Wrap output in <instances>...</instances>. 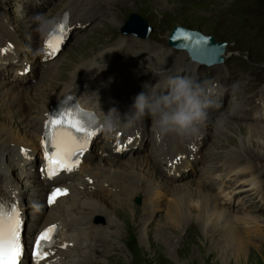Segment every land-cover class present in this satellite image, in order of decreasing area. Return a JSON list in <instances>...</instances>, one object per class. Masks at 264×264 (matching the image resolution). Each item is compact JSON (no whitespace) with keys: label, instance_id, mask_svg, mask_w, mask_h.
I'll return each mask as SVG.
<instances>
[{"label":"rangeland","instance_id":"1","mask_svg":"<svg viewBox=\"0 0 264 264\" xmlns=\"http://www.w3.org/2000/svg\"><path fill=\"white\" fill-rule=\"evenodd\" d=\"M30 1H33V6ZM68 1L69 0H51L50 4L46 6V5H42V0H20V1L2 0V4H4L6 7L1 6L0 8H3V13L5 14L7 13L5 9H7L9 14L6 17L5 14L1 13L0 19L3 18V20L7 21L8 23L14 26V28L20 33L19 39L22 42L23 49L26 50L27 54H29V52L31 54H34L38 43L34 45V43L31 42V39L28 34L30 29V23L28 22V20L25 19L26 16L30 15L31 13H35L36 15L43 14L46 18L48 17L50 20H52L53 17H56L63 11ZM81 1H82L81 3L82 6H84L83 0ZM100 1L102 5H107L108 7L111 8L110 14L107 16L108 19L107 17H105L97 21L96 23L88 26L87 28L80 29L78 32L74 34V36L71 35L72 37L70 36L71 37L70 40L66 43L63 50L59 53L56 61L53 60L50 63H54L60 66H63L65 64H67V66L71 65V63L73 62L72 60L79 59V54L82 56V53H80L81 51L80 48L86 49L84 53L85 55L93 56L95 53L99 51L100 48L103 47L104 44L107 45L110 40H111V45L113 47H123V46L114 45V40L116 39V37H112L111 39H109V37L110 35L116 33L117 31L120 32V30H122L127 26L129 20H131L133 16H136L138 19H140L139 21L141 22L142 25L145 22L147 26H150L154 30L156 29L159 31L158 34L164 38V42H165V47L163 43L161 44L159 49H161L160 51H169L170 55H171V50L174 49L169 46L171 37L173 34L176 33L177 28H183L192 32H197L206 37H214L216 42L226 44L225 48H227L228 52L231 49L235 50L238 46L239 48H237V50L241 53L242 59L248 62L252 66L253 64H257V68H260L264 64V4H263L264 0H100ZM116 5H118V7ZM113 11H115L116 13H113ZM82 15L85 16L84 14ZM164 15H173L174 17L171 16L172 17L171 20L164 21L163 19ZM227 17H232V21L229 22L227 25L221 27L222 23H220V19ZM112 19H114L116 22L112 21ZM3 20L1 19V21ZM247 35L250 36L251 50L250 49L247 50L248 44L243 39V37ZM236 41L238 43H236ZM124 42L125 41L122 39L121 43ZM124 47L127 49L120 51L122 55H120L119 58L121 59L124 56L133 57L136 49L133 43L125 45ZM146 47L147 46L145 45H140L141 49L138 52L145 53L146 49L151 48L148 49L149 53L152 54L156 53V52H151V50H153L154 48L153 46H150L148 48ZM30 48H32V50ZM227 51L225 54V59L227 57V53H228ZM135 56H139V55H135ZM168 57L169 56L167 55V58ZM30 59L31 58L29 57L28 62H30ZM115 59L116 58H114V60ZM231 65L232 64H229L228 67L230 68ZM103 66H99V67H103ZM40 69L41 68L33 69L32 74L34 79H32L31 81L29 79L27 82H25L26 84L24 85V88L29 89V87H31L33 84H34L33 88L40 86V82H41L40 79L42 77L40 73ZM115 69L118 72L119 78H123L124 76L127 77L131 76L129 74L130 69L125 70V68L121 66V63L118 62L115 63ZM138 69L139 70L137 73H140L146 69H149V71H154V70L159 71L157 68H154L153 66L150 67L146 65L139 66ZM70 72H71V67H69L68 69L65 68L64 71L59 75H57L56 77H54L53 75V78L68 79L69 78L68 75ZM215 72L222 74L219 76L222 84L224 81H227L231 76L235 74V71L233 69H230L228 75L223 76L224 74L227 73L226 67H221L215 70L213 73ZM260 73L264 74V70H262ZM42 75H44V73H42ZM204 78L205 77H202V79ZM6 81L7 80L5 81L0 80V82H6ZM50 86L51 83L48 84V87ZM41 92L42 91H39L38 93L40 94ZM42 93L40 95H42ZM257 95L258 93L253 94L250 96V98L251 97L256 98ZM234 99H235L234 95H229L228 97L222 98L218 100L221 107L219 109H214L210 111V118L212 122H207V125H210L211 128L209 129L214 130L216 134L207 138L206 144L203 145L201 152H203L204 154L209 150L210 148L209 146L211 145V143H213L214 140H220L223 138L225 140V143L221 144L220 146L221 148L220 150L222 151V156L225 152L230 151L232 147L233 148L241 147L242 151L243 150L249 151L250 157L264 160V120L259 119V115L257 114H256L257 116H254L255 121L253 120L241 121L230 118L226 110L229 102ZM260 100L261 99H258L259 102ZM228 118L233 120L232 121L234 122L233 124H238V123L245 124L247 125V127L244 130L241 131L239 130L236 131L235 133L227 134L226 136L224 130H222L221 128L218 129V127L216 126V121L227 120ZM33 140H34L33 142L35 143L36 142L35 139ZM228 140H230L229 143L231 145L227 142ZM16 144L19 145L26 144V146L23 149H27L29 148V146H36V145L38 146V144L36 143L33 144L30 142L24 144L22 143V141L20 143L17 142ZM37 146L30 148L32 152L35 151L33 152L34 155L39 150ZM147 147L149 148V146ZM150 150L148 151L142 150V152L140 151V153H134L135 155L121 157V159L115 158L111 160L119 162L122 165L126 164L123 165V167L126 166L127 169V167L129 166L128 169H130V167H132L133 165H131V163L129 164V162H133L136 156L137 157L146 156L148 152H150ZM20 151L22 155L23 152L22 150ZM213 157L215 158L214 160H217V155L215 153ZM95 161H96L94 162L95 164L98 163V160ZM85 165L87 166L88 163H85ZM201 165L203 164L202 163L195 164V166H198L197 170L202 169ZM222 169L214 174V178L217 182L216 188L215 186H213V189L209 187H205L206 188L205 190L207 192L213 193L217 197L218 202H220L221 204H223L222 202L227 201L230 205L234 206V204H236L237 202H242V199L246 193H243V191H241L240 193V189H237V187L235 186H231L230 183L232 181L234 182L235 180L242 178V176L239 177L238 175H232L230 178L225 179L224 182L223 181L221 182V179L223 180L225 174V171ZM204 171L205 170H202L201 173H205ZM261 171L262 172L264 171V167L261 169ZM158 174L160 179L166 178L161 171H159ZM243 174L245 173L243 172ZM206 176L207 174L206 175L203 174L202 179L204 177L206 178ZM14 177L18 181H20L21 178L19 177L22 176L15 174ZM199 177L200 176L186 175L185 179L170 181V184L168 186L169 189L179 188V186L181 188L174 189V192L172 191L169 194H163L162 192L159 193L158 199H160V203L162 205L161 207L160 206L156 207V209L158 208L159 209L153 212L155 214L154 217H151L152 219L150 218V222H148L147 220L149 217L147 216L146 218V216L144 215L141 205H137L135 203V199L133 200L131 199V197H129L130 199H126L125 200L126 202H121V200L112 201V198L108 199L107 193L105 190L102 189V187H100L101 189L99 188V190L97 191L95 190L88 191V193H86L87 195H83L85 197H88V195L91 197H95V196L104 197L108 201L106 202V206L104 207L102 206L101 209H103L104 211H108V216L106 218L103 216L100 217L104 218V222L105 221L107 222L109 220L107 225L110 224L109 222L110 219L112 218L118 221V226H119L118 236H120V239L118 236H115L116 238H114V235H116L114 230V225L111 226L112 232L111 234H109L111 237L110 236L107 237V233H106L107 241L111 239L116 241L117 238L120 240L119 242H115L112 248L106 250L107 252H109V251H113L115 248H118L116 249L117 252L115 253L117 254V258L113 260L112 259L109 260L108 258H106V260L108 259L107 260L108 263L106 264H163V262H160L158 260V259H164V257L161 254L164 248L161 247V244H158L159 238H161L163 241L166 242L167 246L165 248L168 254L166 255V257L170 258L174 264H264V198H262V196L264 195V190L257 193V198L255 200H259L262 198V201L260 202H253L251 198L244 197L243 203L236 204V209L238 210V212L236 211L235 207L234 208L231 207L232 209L230 207L225 208L228 210V211L225 210L226 212H231L230 213L232 215L231 219L228 222L220 223L219 224L220 226L223 224V228L222 227L219 228L220 227L219 226L217 227V229L220 231H224L227 229L230 230L231 227L233 226L235 228L234 231L240 235L238 237L241 239L238 242L230 243L229 241H227L225 237H222L223 234L218 233L217 230H215L217 226V221L215 219L213 221L211 220L205 221L201 217V220H198L199 219L198 215H200L198 213L200 212V209H198L199 201L197 197H192V198L190 197L192 201L191 203L189 201V203L191 204V212H189L185 207L188 202H186L182 197L189 189L188 186L189 183L187 182L188 181L192 182V180L196 181L198 180ZM259 177L260 176L258 174L252 178L248 177L247 179H252L254 183H257V185H262L263 180L261 178L259 179ZM21 181H23V190L26 194V199L24 201L25 205L28 206L31 203H34V205L41 204L42 210L44 211V204H42L41 201L39 202L37 201L39 198L35 199L36 194L37 197L42 196L43 188L42 187L39 188L38 185L37 189H34L33 187L34 183L31 180V178H27ZM242 182H243L242 190H250L252 192L257 191V190H252V186L249 182L244 183L243 178H242ZM81 192H87V191H81ZM155 195L158 194L156 193ZM249 195L251 196L252 193H250ZM137 196L140 197V194ZM176 197L178 198L177 202L180 205H183V215H184V216L182 215L183 221L182 219L179 220L180 222V225H178V227L180 226L179 229L165 228L160 234L159 230L161 231L166 226V221L168 219V211L174 205ZM128 200L130 203H127ZM131 200H133L134 204L131 202ZM183 201L185 202V204H183ZM114 203L121 206L129 205V204H130L129 206H135L137 208L135 211H133V209L129 207H125L126 209H128L126 213L133 214L136 221L142 219L143 220L145 219L144 221L147 220L145 222V225L142 226V228H137L132 225L130 228H128L127 225L120 220L121 216L119 214L113 213L115 212L113 206ZM223 205H225V203ZM31 210L33 211V208ZM31 210L29 209V211ZM92 210L93 209L91 208L90 211ZM50 211L48 210L45 213L43 212V216H45V218L50 217L52 219L54 218L56 219L62 217L64 214V211H62L61 209H57L55 213L54 211L52 212ZM90 211H87L88 212L87 214H89ZM235 215L236 216L239 215L240 218L236 220ZM31 216L33 217V215ZM32 217L29 218L32 219ZM97 217L99 216L90 215L89 217H86L81 215L80 221H82V223L80 225L81 227L80 229L82 230V232L87 230L86 231L87 234H90V231L92 229L98 230L99 232L100 228H104V227H100V228L96 227L97 224L95 220ZM250 217H253L256 221H258L257 224L255 225L254 223H252V227L243 229V224L241 222H248V220H244V219L245 218L249 219ZM33 218L34 219H32L33 220L32 222L30 219L29 222L31 224L30 226L32 227L37 226L38 228H41V226L43 227V224L45 223L46 219L34 221L36 217ZM27 222H28V217H27ZM127 224L130 225V221H127ZM28 226L25 233V240L28 239L29 237L28 235L30 234L28 230L30 228ZM148 231L150 234H147ZM137 234L139 235L144 234V237L147 236L149 239L152 240V242L154 241L153 245L156 242L155 245L159 247V250L157 249L156 251V249H151L148 246V244H146L145 242L146 246L142 251L141 250L139 251V249L136 247L137 245L136 242L138 241L135 239V237L138 238ZM103 239L106 238L104 237ZM124 242H127V245H125ZM235 245L241 247V251H236ZM245 248H247L248 250L247 254L246 252H243ZM216 253L217 255H215ZM138 259L141 261L139 262ZM98 261L94 260L95 263H97Z\"/></svg>","mask_w":264,"mask_h":264},{"label":"bare ground","instance_id":"2","mask_svg":"<svg viewBox=\"0 0 264 264\" xmlns=\"http://www.w3.org/2000/svg\"><path fill=\"white\" fill-rule=\"evenodd\" d=\"M33 6V1H30ZM116 2V1H115ZM122 2V1H121ZM82 1L81 0H69L63 11L59 14L61 16L64 12L69 13L70 15V22L71 25H75L74 22H81L83 24L89 23L92 21V17L83 16L80 12L82 9ZM117 3V2H116ZM115 4V3H114ZM118 7V5H116ZM115 7V8H117ZM113 13H116L113 11ZM35 13H31L30 15L26 16V20L30 23V29H29V37L31 39V42L36 43L37 47L41 43L42 38L44 37L45 32H40L37 30V24L34 22L33 17L35 16ZM48 18V17H47ZM55 17H53L52 20H54ZM3 20V18H1ZM0 19V50L2 47H5L6 45H13L16 48V51H18V54L20 53L21 56H28L30 57V63L32 65V68H41L42 64L47 66V70L44 72V75L41 74V82L40 86L33 88L34 84L29 87V89L24 88V85L26 83L23 82H0V146L2 151V158L0 161V165L3 162V158L5 157L6 165H8V171L13 172L17 169V164L28 165L29 167L35 168L38 163L37 156L30 160V158H27L24 161H19L21 158V151L26 144L25 143H33L38 144L37 148L40 147V139L43 136V127L44 122L47 119L48 113L51 111V105L54 103L61 102L64 100L68 95H79L82 99L85 95L90 94V91H97L96 95L91 98L85 100L87 103L91 102L92 105L87 106L89 109H99L102 114L104 113V105L107 104L108 99L104 98L103 95H111L113 98V102L116 106L120 107V104L114 99L113 95L118 94L113 89L112 86V77H103V74L105 73V69L109 68V62L111 63V59L117 58V54L120 53L121 50L127 49L124 46L123 47H113L111 45V40L106 45L104 44L102 48L99 49L97 53H95L93 56L85 55V48H80V53H82V56L79 54V59H74L71 62V65L65 64L63 66L58 67L57 64L54 63H44V56L41 54H38L37 48L34 54H27L26 50L23 49L22 42L19 39V32L14 28V26L7 21ZM49 19V18H48ZM108 19V17H107ZM112 21L116 22L114 19ZM99 23V22H98ZM118 25V24H117ZM77 26V25H75ZM74 31H77L75 28ZM73 34V32L70 34V36ZM109 34V33H108ZM6 36V37H5ZM136 48V46H134ZM32 50V48H30ZM151 49V48H148ZM148 49H146L145 53H139L135 52V55L143 56V60L140 61L137 65H147V66H153L154 68H157L159 71L163 70L170 62L171 55L169 51H160L161 49H158V51L154 54L149 53ZM175 49V48H174ZM131 51V50H130ZM148 51V52H147ZM227 48H225V53L222 54L223 58L225 59ZM167 55L169 56L167 58ZM120 57V56H119ZM104 61L105 64L103 67H99V63ZM128 64V63H127ZM71 67V72L69 73V78L65 79H57L53 78L52 73L55 69L59 70V75L64 71V69H68ZM64 68V69H63ZM92 68L90 72L87 73L88 69ZM139 70V69H138ZM66 71V70H65ZM30 74H28L25 78L26 82L29 80ZM22 83V84H18ZM51 83V86L48 87V84ZM220 83V86L222 89H227L225 85H229L230 81L229 79L227 81H224L223 84ZM225 84V85H224ZM106 90V91H105ZM42 91V95H40L38 92ZM97 96H99L97 98ZM258 96V95H257ZM118 97H121V100L124 99V95L122 93L118 94ZM256 98H246L241 103L234 104L230 107V109L227 111L228 116L234 120H249L253 119L252 114H249L246 110L247 107L254 108L256 107ZM96 107V108H95ZM257 115H259L257 113ZM255 115V116H257ZM147 118L145 117L142 122H138L135 126L131 128V130H137L139 131L143 138L146 140H151L152 145L158 144V146L151 147L150 152L146 156H136L135 160L131 163L133 165L130 167V169H126V166L123 167V165L126 164H120L119 162L113 161L111 159H121V157L129 156L128 153L122 154L121 157H113V140L111 138H114V136L109 137L108 141L104 143L102 146V156L96 155V153L91 152L85 157V163H88L87 167L91 170V173H89V182L90 179L96 178H103V181L100 183V187L106 182L110 184V187L115 190L117 194L127 196V199H136L138 198L137 195L140 194L141 197H143V206L142 211L144 215L149 217L147 220L150 222V218L154 217L153 213L154 211L158 210L156 207H161L159 193L163 194H169L172 191L174 192V189L181 188H171L169 189L168 186L170 184V181L172 180H179V179H185L186 175L191 176H200L198 180H192V182L188 181L189 183V189L187 192L183 195V199L188 202L186 204V209L191 212V199L190 197H197L198 198V209H200V212L198 214V220H201V217L203 220H211L214 219L217 221V226L215 230H217L218 233L223 234L222 237H225L227 241L230 243L238 242L241 239L238 237L240 236L237 232H235V228L232 226L231 229H227L224 231H220L217 229L219 227L220 223H225L230 221L231 219V212H226L225 208H228V203H225V205L218 202L217 197L211 193L207 192L205 187H209L213 189V186H215V183L211 180L207 181L206 178L203 177L204 175H208L211 172H215L218 169L221 168L220 163L222 162L223 158H226L224 160V166H226L229 170V172L235 171V168L237 165H243L247 162V165H245L244 171H250L255 172L259 171V176L264 179V171L262 172L261 169L264 167V160L262 159H256L254 157H250V153L248 150H243L241 147H232V149L228 152H225L222 156V151L220 150L221 144L225 143V140L222 138L220 140H214L213 143L209 146V150L203 154L201 152V149L203 145L206 144L207 138L211 137L216 134L214 130H211L210 125H207L201 130V135L199 138L193 139V140H185L178 136L170 135L168 137H165L163 139L158 140L155 134L154 125L147 129ZM103 119V118H102ZM259 119H264L263 115H259ZM223 121V127L222 130L225 131V135L235 133L236 131L244 130L247 125L245 124H233V120L227 119V120H221ZM208 122H212L211 118H209ZM23 124V125H22ZM146 124V125H145ZM250 124V123H248ZM124 129V130H128ZM151 129V130H149ZM219 129V128H218ZM218 137V136H217ZM220 137V136H219ZM101 138V137H100ZM35 139V143L33 142ZM24 143L25 145H19L16 144L17 142ZM230 140L227 142L229 143ZM226 142V143H227ZM189 143H193L196 146V150L191 148L189 146ZM97 144V141L94 142V145ZM230 144V143H229ZM231 145V144H230ZM36 146H29L27 148V152H31L32 155L33 152L31 151V147ZM146 144L143 148H141V145H139L137 148L132 149L131 152L134 153H140L142 150L148 151L149 148ZM233 146V145H232ZM229 147V146H228ZM148 149V150H147ZM200 149V151H199ZM39 151V150H38ZM108 153L106 156L105 154ZM182 154L186 155L188 158L193 157L195 159V162L192 164V169L189 172H183L182 175L177 176H167L162 166L160 165V159L162 156H172L173 154ZM214 153L217 155V160H214L213 157ZM131 155V154H130ZM199 157V160L197 159ZM98 160V163H94ZM202 163L201 165L202 169L197 170L198 166H195V164ZM128 164V165H129ZM27 167V166H26ZM202 170H205V173H201ZM223 170V169H222ZM161 171L165 175V179H160L158 176V172ZM244 172V173H245ZM200 173V174H199ZM246 174V173H245ZM243 174V175H245ZM94 175V177H93ZM4 177V174H2ZM161 176V175H160ZM111 177H117L122 179L119 180V182L115 181L116 178ZM163 177V176H162ZM259 177V179H260ZM19 179V178H18ZM222 180V179H221ZM256 181V180H255ZM39 180H34V189H37V186L39 185V188H43V194L42 196L37 197V201L42 202V198L44 196L45 191L48 189L45 185H40ZM177 182V181H176ZM261 182V181H260ZM14 183V189L13 191L15 194H17L20 199L24 202L26 199V194L23 190V182L20 180L13 181ZM16 183V184H15ZM124 183V184H123ZM121 188H120V187ZM185 186V185H184ZM183 186V187H184ZM32 187V188H33ZM41 188V189H42ZM156 191V192H155ZM87 192H81L79 190H74V193L71 194L69 197H67L64 201L63 205H59L52 209L50 212L57 211V209H61L64 211V214L62 217L59 218H50L43 216V212H47V210L44 208V211L42 210L41 204L38 205H31L28 208L31 207H37V215L38 219L37 221L41 219H46L45 223L43 224V227L41 226V229H45L50 225H53L55 223H67L65 220H61L63 217L64 219H69L70 222H68V225L70 223H75L77 225H81L82 221H80V216H86L89 217L90 215L94 216H108V211H104L102 206H106V200L104 197H91L88 195V197H85L83 195H87ZM158 195H155V194ZM90 194V193H89ZM33 195V194H32ZM91 195V194H90ZM173 196V195H172ZM167 197V196H166ZM107 198V197H106ZM112 201H119L122 200L121 197L116 198L115 196H111L108 199H111ZM34 199V200H35ZM177 197L175 198L174 205L169 209L168 211V219L166 221V226L159 232H161L166 229H179L178 225H180L179 220L182 219L183 215V205H180L177 202ZM190 201V203H189ZM127 203H130L129 200ZM43 204V203H42ZM121 204V203H120ZM183 204L185 202L183 201ZM130 205V204H129ZM121 206L117 204H113L114 211L113 213L119 214L120 220L127 225L128 228L132 226L137 228H142V226L145 225V222L142 220H135V217L131 213H126L128 209L125 207H129L135 211L137 208L135 206ZM223 205V207H222ZM111 206V205H110ZM44 207H46L44 205ZM93 209L90 211V209ZM109 209V208H108ZM232 209V208H231ZM149 212H147V211ZM90 211L89 214H87ZM228 211V210H227ZM230 211V210H229ZM29 213V212H28ZM141 213V212H140ZM138 214V212H137ZM136 216V215H135ZM184 216V215H183ZM187 216V215H186ZM236 216V215H235ZM44 217V218H43ZM167 217V215H166ZM118 218V217H117ZM133 218V219H132ZM240 218L239 215L236 216V220ZM251 218V219H250ZM249 219L244 220H250L257 224L258 221H256L253 217H250ZM30 219L28 217L25 221V232L27 229V226L30 228ZM152 219V218H151ZM188 219V218H187ZM76 220V221H74ZM189 220V219H188ZM72 221V222H71ZM109 221V220H108ZM107 221V223H108ZM127 221H130V225L127 224ZM152 221V220H151ZM183 221V219H182ZM110 224L107 225V228H100L99 232L98 230L92 229L90 231V234H87V230L82 232L81 234H77L73 237L70 235H63L60 239L61 245H63L65 242L70 243L71 247H67V250L63 252V255L65 258L69 257V264H106L108 263V259L106 260L105 256L107 254H113L116 253L118 248H115L113 251L107 252V249L112 248L115 242H119L120 236L119 235V226L118 221L116 219H110ZM184 224V223H183ZM114 225V230L117 238L116 241L109 240L107 241V237H109L112 232L111 226ZM165 225V224H164ZM223 228V224L219 228ZM90 229V228H89ZM160 229V228H159ZM29 230V229H28ZM84 230V229H83ZM138 230V229H137ZM143 230V229H142ZM146 232V231H145ZM107 233V237H106ZM114 233V234H115ZM165 233V232H164ZM145 234V233H144ZM144 234H137L138 238L135 237V239L138 241L136 242V247L139 249V251L143 250L145 245L148 244V246L151 249H157L159 250V247L156 244V242L153 245V242L151 239H149L147 236L144 237ZM147 234H150L149 231ZM157 234V233H156ZM158 235V234H157ZM165 235V234H164ZM159 236V235H158ZM162 236V235H161ZM160 236V237H161ZM106 239H103V238ZM111 237V236H110ZM164 237V236H163ZM71 238V239H70ZM158 238V237H157ZM135 240V241H136ZM125 245H127V242H124ZM161 244V247L164 248L163 252L161 253L164 259H158L160 262H163V264H174L173 261L170 258H167V250H166V242L163 241L161 238H159V243ZM165 244V245H164ZM245 244V243H244ZM68 245V244H67ZM245 246V245H244ZM231 248V247H228ZM236 251H241V247L236 246ZM243 248V247H242ZM229 250V249H228ZM232 250V249H231ZM230 250V251H231ZM235 250V249H234ZM247 248L243 250V252H246L247 254ZM62 252V251H61ZM170 252V251H169ZM218 253V252H217ZM217 253L215 255H217ZM240 253V252H239ZM157 254V253H156ZM214 255V254H213ZM239 255V254H238ZM99 258V261L97 263L94 262L97 261L96 259ZM104 258V259H101ZM245 258V257H244ZM137 259V258H136ZM110 260V259H109ZM139 260V259H138ZM148 260V259H147ZM141 260H139L140 262ZM148 262V261H147Z\"/></svg>","mask_w":264,"mask_h":264},{"label":"clouds","instance_id":"3","mask_svg":"<svg viewBox=\"0 0 264 264\" xmlns=\"http://www.w3.org/2000/svg\"><path fill=\"white\" fill-rule=\"evenodd\" d=\"M40 32L57 29L55 20L47 19L43 14L33 17ZM165 91L160 88V81L152 90L139 93L132 109L121 114L117 109H110L101 122V128L112 134L142 122L151 117L158 140L176 135L185 140L199 138L201 130L210 118V111L221 107L216 99L218 84L212 80L198 81L192 77L169 75L164 81ZM223 121L217 120L216 126L223 127Z\"/></svg>","mask_w":264,"mask_h":264},{"label":"snow or ice","instance_id":"4","mask_svg":"<svg viewBox=\"0 0 264 264\" xmlns=\"http://www.w3.org/2000/svg\"><path fill=\"white\" fill-rule=\"evenodd\" d=\"M67 32L66 18L57 25L56 33L50 34L45 42V48L49 50V56L59 51V45ZM27 71V69H25ZM88 114L77 108L73 112L60 113L58 117L50 116L45 124L46 147L51 144L55 153L48 154V175L53 178L60 171L71 172L79 166L80 159L87 150V145L98 129L91 127L88 122L83 121V117ZM128 143H131L129 139ZM117 142V151L124 150ZM27 156V150L22 149ZM67 189H55L49 197V204L53 203L58 195H66ZM23 229V219L17 203L6 204L0 199V264H21V257L24 254L25 246L21 242V232ZM57 231V226H52L37 237L33 257L37 264L39 260L47 257L45 248H50L53 244V233Z\"/></svg>","mask_w":264,"mask_h":264},{"label":"water","instance_id":"5","mask_svg":"<svg viewBox=\"0 0 264 264\" xmlns=\"http://www.w3.org/2000/svg\"><path fill=\"white\" fill-rule=\"evenodd\" d=\"M136 16H133V20H136ZM129 28V27H128ZM126 28V31H134L139 33L140 36L146 37L147 33L150 31L146 28L147 33H141V29L135 30L132 28ZM149 30V31H148ZM176 40L172 41L174 47L185 48L191 52L192 57L198 62L206 65L218 64L223 61L222 54L224 52L225 45L222 43H216L213 37H205L197 32H192L183 28H177ZM179 35V36H178Z\"/></svg>","mask_w":264,"mask_h":264},{"label":"trees","instance_id":"6","mask_svg":"<svg viewBox=\"0 0 264 264\" xmlns=\"http://www.w3.org/2000/svg\"><path fill=\"white\" fill-rule=\"evenodd\" d=\"M263 4H264V1H263Z\"/></svg>","mask_w":264,"mask_h":264}]
</instances>
